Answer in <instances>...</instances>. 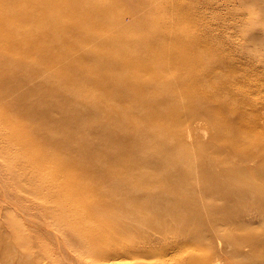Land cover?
Returning a JSON list of instances; mask_svg holds the SVG:
<instances>
[{
  "label": "bare ground",
  "instance_id": "6f19581e",
  "mask_svg": "<svg viewBox=\"0 0 264 264\" xmlns=\"http://www.w3.org/2000/svg\"><path fill=\"white\" fill-rule=\"evenodd\" d=\"M136 2L119 0L118 6L106 7L96 0H0V82L13 83V72L15 78L23 75L20 83L41 77L42 86L33 91L40 96L27 109L34 108L32 123L39 125L38 134L45 143L38 137L44 145L36 148L38 144L24 131L27 128L23 127L25 138L21 129L9 127L13 119L0 108V154L6 150L3 161L17 162L4 166L13 188L7 193L0 186V199L34 226L45 228L42 217L56 226L91 222L100 217L95 212L116 206L119 195L124 197L117 185H129V194L161 200L155 208L167 214L171 212L164 198H197L187 195L192 188L188 180L167 195L166 188H156L163 184L159 172L133 174L139 167L167 165L153 150L167 146L165 123L182 120L221 123L234 130L228 137L215 139L237 156L243 172L235 181L241 191L235 192L234 181H227L224 189L199 186L198 191L219 193L227 202H239L247 194L262 198L264 0H159L145 18L134 19L130 13ZM109 13L119 16L116 28L106 25ZM152 21L157 23L154 30L139 36L134 23L146 26ZM36 111H44L43 125L38 124ZM56 113L59 120L50 127ZM175 129L180 137L178 123ZM92 134L102 138L99 147L89 142ZM186 148L173 144L172 151L179 150L167 157L186 164L190 160ZM141 151L152 156L148 162L140 157ZM200 159L205 184L217 183L204 166L207 161L201 155ZM123 164L129 166L125 176L113 170L108 173L107 166ZM183 176L194 179L190 171ZM81 177L87 180L84 185L77 183ZM203 201H184L190 220H206L205 208L198 205ZM148 212V219L157 217ZM215 222L203 232L233 223L225 216ZM147 225L152 224L147 221ZM19 234L0 236L4 256L13 248H23L20 237L25 236ZM256 238L250 235L249 241L243 240L260 251L262 243ZM114 252L103 253L96 264H117L110 256Z\"/></svg>",
  "mask_w": 264,
  "mask_h": 264
},
{
  "label": "rangeland",
  "instance_id": "374dc122",
  "mask_svg": "<svg viewBox=\"0 0 264 264\" xmlns=\"http://www.w3.org/2000/svg\"><path fill=\"white\" fill-rule=\"evenodd\" d=\"M96 1L106 7L118 6L119 3V0ZM122 1L124 2V0ZM125 1H137L136 6H134L135 9L130 13L135 16L134 19L145 18L149 10L157 7L159 2V0ZM140 2H142L141 5L143 6H140ZM153 12L155 14V11ZM109 14L111 17L107 19L106 25L110 29L116 28V18L119 19V16ZM154 16L156 18V14ZM125 22L130 25L131 20L129 22L126 19ZM152 22L154 24L150 23V25L146 24V26L143 25V22L142 26L139 23H134L139 36L149 34L154 30L157 23L155 21ZM77 55L79 56L80 53ZM130 55L132 53L127 58H131ZM22 76L19 73L15 78L13 72L10 74V77L14 80L13 83L8 82L5 86L3 82H0V108H3L7 112L4 113L13 119L9 127L21 129L25 138L27 133L38 144L35 147L40 148L45 143L38 134L39 125L32 123L34 116L31 114H33L34 108L28 110L27 105L35 102L40 96L39 91L37 93H33V91L42 83L41 77L31 83H29V80H24L20 83ZM3 90L7 91L4 92ZM54 93L57 96L58 93ZM96 93L98 94V92ZM52 96L54 97V95ZM59 98H61V95ZM73 109L77 111L75 107ZM126 111L132 112L127 109ZM43 113L44 111H36L35 113V116L40 117V122L38 123L40 125L44 124ZM57 120H59L58 113L53 116V122L50 127ZM123 120L125 123L133 122L128 121V119ZM99 121H102V119L100 118ZM177 123L182 132L180 137L177 135V130L175 129ZM177 123H165L167 132L163 133V137L165 139L164 143H167V146L161 145L157 150H153L155 156L161 157L167 165L157 168L139 167L133 174L159 172L161 174L159 177L163 181V184H159L162 187L156 188H166L168 190L166 192L167 195H172V191L177 189L178 185L187 183L186 181L188 180L192 188L189 189L190 192L187 195H195L197 198L181 201L171 196L166 199L164 198V204L168 206L167 211L171 212L167 214L165 213L166 211L161 212L160 209L155 208L158 202H162L161 200L154 199L150 201L142 194L133 195L130 193V195L126 192L129 185H117L115 188L124 197L119 195V203L116 206L108 209L102 208L103 210L95 212L97 215H100V217H96L97 219L85 222V224L56 226L52 219L42 217L40 219L46 221L44 222L45 228L32 225L28 219L22 218L23 216L19 212L17 213L16 209L12 210L10 207L7 208V205H3L5 203L0 199V236H6L7 238L10 237L9 233L13 232L20 233L19 235L22 233L25 236V239L20 237L23 248H13L6 256L0 250V264H96L102 258L101 255L103 253H111L114 250L117 252H114L110 256L115 258L114 262L117 264H213L214 262H219L217 264H220V262L221 264H264V190L260 192L261 199L258 196H252V194L248 196L247 194V197L239 202H227L219 196V193L208 192L207 194H203L202 191L197 190L199 186H208L214 190L224 189L227 186L225 184L227 181H234L233 186L236 188V181L240 180L238 177L240 176V172H243L239 160H237V156L234 155L235 153L231 149L220 145V142H217L215 139V136L219 137L220 135L228 137L234 134V130L221 123L214 126L213 124L197 120H182ZM23 127L27 128V130H24L26 133L23 131ZM38 137L44 144L38 141ZM76 138L79 137L76 136ZM102 141V138L98 134H92L91 137L89 135V142L97 147L100 146V143H103ZM173 144L188 147L186 148V152L190 160L186 164L167 157V153H172L171 155H173L179 150L172 151ZM5 151L3 150L0 154V186L8 193V190L13 188V182L11 181L13 179H11L9 172H7L4 166L5 164H13L15 166L17 162L7 160L8 163H6L3 161L1 156H3ZM140 153V157H144L147 162L149 161L148 158L152 157L145 151H141ZM56 154H60V152H56ZM200 155L203 160L207 161L204 166L208 167L209 174L216 177L217 183L205 184L201 177L203 171L200 168H202L203 164ZM128 168L129 166L125 164L115 167L107 166L108 173L114 171L122 176H125L129 172ZM67 171H69L68 174L70 175L77 174V172L71 169ZM187 171L194 174L193 180L183 176ZM6 178L8 181H6ZM78 179L77 183L80 185L87 183V180L83 177ZM252 180L253 177H250L251 183ZM139 181L143 183L144 180ZM236 189L238 190L235 192L241 191L239 188ZM151 190H155V187H152ZM231 190H233L232 186ZM200 198H203L204 201L199 202L198 205L201 209L205 208V213H202L204 214L202 217H205L206 220L201 222L197 219L190 220L187 202L184 201H190L195 204L196 200ZM91 199L93 201L98 200L95 197ZM85 202H88V200L86 199ZM144 209L150 211L148 212L149 214L157 215V217L151 220L148 219L147 211ZM31 212L34 211L31 210ZM224 216L227 220L229 219L230 222H233V225L228 223L229 227L227 228L219 224L221 226L216 231L203 232L204 229H209L210 226L216 223V220L219 221ZM20 220L23 223H20ZM147 221L152 225H147ZM25 222H27L26 225ZM121 223L125 226H121ZM10 224H12V227H9ZM206 224L208 225L205 226ZM97 225H100L98 231L94 228ZM24 226L27 227L25 228ZM93 228L95 231H92ZM52 233L53 235L55 234V237ZM228 233L233 237L227 238L226 234ZM29 234L30 236H28ZM196 235H200V237H196ZM250 235L257 236L256 240L262 243L260 251L254 250L251 245L249 246V242H244L243 239L249 241L248 237ZM0 244L3 245L2 240ZM259 252H262L263 255L259 254ZM65 259L69 260L65 261Z\"/></svg>",
  "mask_w": 264,
  "mask_h": 264
}]
</instances>
